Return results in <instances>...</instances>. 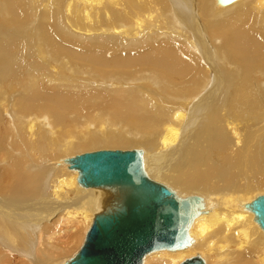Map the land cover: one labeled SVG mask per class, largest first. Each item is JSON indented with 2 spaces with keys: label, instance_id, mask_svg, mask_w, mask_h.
<instances>
[{
  "label": "bare ground",
  "instance_id": "6f19581e",
  "mask_svg": "<svg viewBox=\"0 0 264 264\" xmlns=\"http://www.w3.org/2000/svg\"><path fill=\"white\" fill-rule=\"evenodd\" d=\"M113 147L200 199L142 264H264V0H0V264L78 252L95 194L67 161Z\"/></svg>",
  "mask_w": 264,
  "mask_h": 264
},
{
  "label": "water",
  "instance_id": "95a60500",
  "mask_svg": "<svg viewBox=\"0 0 264 264\" xmlns=\"http://www.w3.org/2000/svg\"><path fill=\"white\" fill-rule=\"evenodd\" d=\"M67 163L78 172L77 183L94 191L96 212L80 249L65 264H142L150 252L189 244L199 197L180 198L150 179L141 150L86 152ZM249 206L264 230V196ZM181 264L204 262L196 256Z\"/></svg>",
  "mask_w": 264,
  "mask_h": 264
},
{
  "label": "rangeland",
  "instance_id": "374dc122",
  "mask_svg": "<svg viewBox=\"0 0 264 264\" xmlns=\"http://www.w3.org/2000/svg\"><path fill=\"white\" fill-rule=\"evenodd\" d=\"M218 13V12H217ZM220 43H221V41H220ZM219 44V43H218ZM133 148V147H132ZM135 148V147H134ZM101 149V148H100ZM104 149H107V148H104ZM112 149H123V148H116V147H113ZM87 151H90L89 149H85V150H83L82 152H87ZM92 151V150H91ZM77 154V153H76ZM74 155V154H73ZM249 165V162H248V159H247V161H246V163L244 164V168H245V170L247 169V166ZM58 168H64L63 166H59ZM45 169V168H44ZM54 175V174H53ZM53 175H51V176H53ZM72 175V174H71ZM262 193H264V192H262ZM77 194V193H76ZM78 195V194H77ZM78 197H79V195H78ZM80 198V197H79ZM80 200H81V198H80ZM82 204V203H81ZM253 224V223H252ZM251 225V224H250ZM254 225V224H253ZM252 226V225H251ZM256 226H257V224H256ZM253 227V226H252ZM256 230V229H255ZM257 231V230H256ZM258 232V231H257ZM75 244H77V243H75ZM75 244H72V248L73 247H75L76 245ZM77 246H78V244H77ZM75 248H77V247H75Z\"/></svg>",
  "mask_w": 264,
  "mask_h": 264
}]
</instances>
